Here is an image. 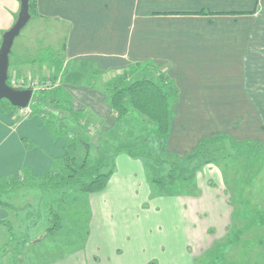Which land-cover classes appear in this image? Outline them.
<instances>
[{"label": "crops", "instance_id": "0c3cea01", "mask_svg": "<svg viewBox=\"0 0 264 264\" xmlns=\"http://www.w3.org/2000/svg\"><path fill=\"white\" fill-rule=\"evenodd\" d=\"M36 8L33 18L65 27L68 79L62 84L74 110L87 113L94 127L104 133L116 129L105 84L132 65L151 62L179 94L165 155L184 160L217 136L228 141L207 146L200 158L224 144L232 149L229 173L222 172L230 185L226 201L208 188L203 205L182 203L174 209L159 199L152 205L155 213L143 221L132 219L131 228L124 221L132 209L124 203L141 194L135 182L150 196L153 192L146 161L119 154L106 188L85 194V226L77 228L84 232L81 246L45 264H144L150 259L192 264L201 255L212 257L211 264H258L255 260L264 257V225L254 223L251 212L264 213V0H36ZM20 9V0H0V46ZM21 67L10 70L20 72ZM103 77L108 78L97 88L94 81ZM24 140L33 148L27 149ZM64 147V139L53 140L40 117L22 120L0 108V179L24 170L43 177ZM224 162L219 157L214 163L220 168ZM9 212L0 207V233L4 228L9 232ZM51 228L42 238L58 233ZM174 236L181 243L178 254ZM126 240L131 243L124 251L121 242ZM190 248L198 255L190 254ZM228 248L232 257L219 258L216 253Z\"/></svg>", "mask_w": 264, "mask_h": 264}, {"label": "rangeland", "instance_id": "374dc122", "mask_svg": "<svg viewBox=\"0 0 264 264\" xmlns=\"http://www.w3.org/2000/svg\"><path fill=\"white\" fill-rule=\"evenodd\" d=\"M64 33L65 27L60 24L43 23L33 18L15 41L11 56V68L19 64L22 66V70L20 72L15 69L10 70L9 84L17 89H33L34 98L43 90H51L62 85V75L56 83L52 82L51 78L56 73L53 62L62 57L59 49L65 40ZM46 60L49 62H45ZM106 78L108 77L94 81L97 88L102 87V81ZM135 78L133 77L132 81ZM47 108L51 109L50 103L47 104ZM13 112L19 115V119L32 118L30 117L32 114L31 105L27 109ZM117 136L115 141L120 140L130 145L137 156L146 161L151 182L150 190L153 192L150 196L139 181L135 182L138 188H141V194L136 193L134 198L126 199L124 203V205L131 206L132 209L126 213L128 218L124 221L125 228L134 227L132 219L143 221L146 217L148 218V215L155 213V208L152 205L159 204V199H166L164 202L170 203L176 209L182 203L186 205L207 203L204 195L205 188H208L209 191L220 192L224 201L230 197L226 190L230 185H227V179L225 181L222 178V172L226 175L229 173L228 154L232 150L229 144L226 147H223L225 144L222 145V148L215 153L212 151L210 153L205 152L199 160L194 161L187 168L184 162L180 163L179 158L164 154L156 124L136 112H132L121 122ZM247 150L244 149L243 153L245 154ZM255 152L261 153L258 150ZM85 154V149L81 148L76 156L82 161L86 156ZM219 157L222 161H226L224 166L221 165L220 168H218L219 164L214 163ZM31 184L33 186L31 188L10 189L3 197H0L1 201H6L17 208L15 212H9L8 221L12 225L13 231L8 232L7 228H4L0 233V264L50 263L66 258L65 254H68L70 250L75 251L81 246L84 232H79L77 228L84 230L85 226V224L82 226L83 221L86 220L85 204L88 203L85 193L81 194L82 192L78 191L77 194L74 192L77 187L39 190L37 189L39 188L38 184L34 181H31ZM223 193L226 194L223 195ZM213 198L216 199V195ZM52 213L60 215L58 228L54 230L58 233L54 237L49 235L42 238L46 228H51L57 224ZM179 214L180 211L175 213V215ZM251 216L254 223L264 225L263 212L252 211ZM62 226L64 227L63 231H60ZM175 240L179 241L176 236H174L173 241ZM254 241L257 242L254 244H258L259 239L254 238ZM130 243L128 240L124 243L121 242L124 251ZM180 246V241L178 243L175 241L173 244L174 249L177 248V254L180 252ZM230 246L234 248V244ZM227 250V253L218 251L216 254L220 255L219 258L223 255L230 259L232 256L229 254V248ZM197 252L192 248L189 249V253L193 256L198 255ZM209 254H212V249ZM211 259L212 257L208 255H201L198 258L194 256L191 261L192 264H211ZM255 259L256 256L253 260ZM255 261L258 264L264 262V257ZM144 264H158V260L150 259Z\"/></svg>", "mask_w": 264, "mask_h": 264}, {"label": "trees", "instance_id": "16d2710c", "mask_svg": "<svg viewBox=\"0 0 264 264\" xmlns=\"http://www.w3.org/2000/svg\"><path fill=\"white\" fill-rule=\"evenodd\" d=\"M36 9V0H33L31 3L33 16L36 15ZM60 52L62 57L53 59L56 60L53 62L56 73L51 80L55 83L61 75L63 82L68 79L65 77L68 64L64 56V46ZM151 73L157 77L155 79L150 77ZM133 77H136L134 81H132ZM90 88L95 89V86L90 85ZM104 91L116 118V129L110 133H104L100 128L94 127L89 122L87 113L74 110L72 96L63 84L51 90H43L33 98L30 117H40L53 140L64 139V154L52 162L49 171L43 177H33L24 170L22 175L0 179V197H3L10 189L33 187L31 181L38 184L41 190L77 187L85 194L103 191L114 173L116 157L122 153L137 157L130 145L120 140L115 141L121 122L132 112L156 124L162 151L164 154L167 152V142L176 116L174 106L179 94L176 86L165 73L151 62L135 64L111 78L105 84ZM49 103L51 109L47 108ZM0 108L5 113L21 110L13 107L6 100L0 101ZM222 141H228V138L217 136L203 141L193 155L180 160V163L184 162L189 168L191 163L199 160L207 146ZM23 143L27 149L33 148L29 141L24 140ZM81 148L86 151L82 161L76 156ZM0 207L6 210H17L12 204L1 200ZM54 216L57 224L50 229L51 232L58 228L60 221L58 215ZM5 224L8 225L9 232H12L11 225L8 222Z\"/></svg>", "mask_w": 264, "mask_h": 264}, {"label": "water", "instance_id": "95a60500", "mask_svg": "<svg viewBox=\"0 0 264 264\" xmlns=\"http://www.w3.org/2000/svg\"><path fill=\"white\" fill-rule=\"evenodd\" d=\"M33 0H20L21 9L14 25L2 34L0 46V101L6 100L13 107L27 109L34 98L33 89H17L9 84L11 56L16 39L33 19L31 3Z\"/></svg>", "mask_w": 264, "mask_h": 264}]
</instances>
